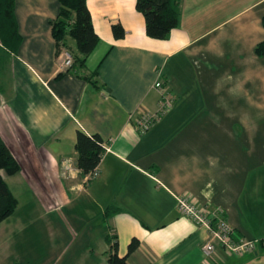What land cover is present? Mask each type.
Returning a JSON list of instances; mask_svg holds the SVG:
<instances>
[{
    "label": "crops",
    "instance_id": "1",
    "mask_svg": "<svg viewBox=\"0 0 264 264\" xmlns=\"http://www.w3.org/2000/svg\"><path fill=\"white\" fill-rule=\"evenodd\" d=\"M87 6L99 40L84 69L96 85L60 67L58 0H14L21 42L16 52L0 42V136L20 169L1 172L17 205L0 221V264H107L108 237L120 256L138 239L129 264H264L263 245L205 255L208 231L176 201L218 206L236 235L264 237V55L254 51L264 0H179L164 38L146 33L135 0ZM158 80L173 104L140 131ZM77 130L102 138L93 177L76 165ZM46 213L62 221L21 220Z\"/></svg>",
    "mask_w": 264,
    "mask_h": 264
},
{
    "label": "trees",
    "instance_id": "2",
    "mask_svg": "<svg viewBox=\"0 0 264 264\" xmlns=\"http://www.w3.org/2000/svg\"><path fill=\"white\" fill-rule=\"evenodd\" d=\"M59 9L55 18L51 19V33L57 52L66 49L72 56V64L66 69L74 74L87 78L96 85V70L85 71L86 57L96 46L99 38L92 24V17L87 0H58ZM135 8L143 15L146 33L154 38H164L178 23L179 0H135ZM264 27V13L261 17ZM114 38L124 36L125 30L119 21L111 24ZM74 42V45L69 43ZM0 42L9 51L16 52L21 35L18 31L14 13V0H0ZM254 51L264 55V39L256 43ZM76 165L84 173L94 169L104 152L100 135L86 134L77 130L75 138ZM20 169V165L8 145L0 136V221L10 215L17 205V199L10 192L1 172L11 175ZM109 241L107 264H129L127 254L134 251L139 244L133 237L127 246L126 255L117 252V242Z\"/></svg>",
    "mask_w": 264,
    "mask_h": 264
},
{
    "label": "built area",
    "instance_id": "3",
    "mask_svg": "<svg viewBox=\"0 0 264 264\" xmlns=\"http://www.w3.org/2000/svg\"><path fill=\"white\" fill-rule=\"evenodd\" d=\"M58 54L61 58L60 67L63 69L70 67L72 64L70 52L61 49ZM154 85L160 89L157 108L153 111H140L136 119V126L140 131H145L153 126L171 108L174 101V97L163 88L161 81H156ZM88 174L93 177L98 174V169L95 167ZM176 201L182 215L189 217L208 231L207 238L201 244V250L205 255L212 253L217 246L233 255L253 252L259 245L264 246V237L249 238L236 235L234 228L226 220L222 208L197 204L187 195H177Z\"/></svg>",
    "mask_w": 264,
    "mask_h": 264
},
{
    "label": "rangeland",
    "instance_id": "4",
    "mask_svg": "<svg viewBox=\"0 0 264 264\" xmlns=\"http://www.w3.org/2000/svg\"><path fill=\"white\" fill-rule=\"evenodd\" d=\"M23 208H26V207H22V206H20L19 208H18V210L17 211H15L14 213H17V216H21V213H26V210L25 209H23ZM40 210V209H39ZM33 218V219H32ZM5 219V218H4ZM21 220H23V221H39L38 223H43V224H45L46 225V222L45 221H62V220H60L57 216H56V214H43L42 216H40L39 215V217H34V216H32V215H29L26 219H21ZM2 221V220H1ZM42 227H43V225H41ZM31 227H35V225H33L32 223H31ZM37 228H40V227H37ZM45 228H47V226H44V229ZM45 236H46V239H48L47 238V234L45 233ZM43 246H45V245H43ZM49 260V262H50V260H52V259H48ZM45 264H48V262H46Z\"/></svg>",
    "mask_w": 264,
    "mask_h": 264
}]
</instances>
